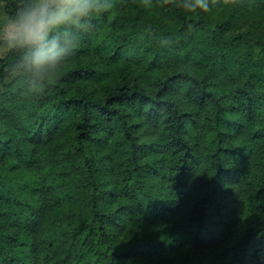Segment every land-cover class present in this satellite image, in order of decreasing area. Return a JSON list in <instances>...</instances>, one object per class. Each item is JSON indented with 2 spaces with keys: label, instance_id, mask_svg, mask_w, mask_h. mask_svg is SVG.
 Here are the masks:
<instances>
[{
  "label": "trees",
  "instance_id": "trees-1",
  "mask_svg": "<svg viewBox=\"0 0 264 264\" xmlns=\"http://www.w3.org/2000/svg\"><path fill=\"white\" fill-rule=\"evenodd\" d=\"M210 5L111 0L44 86L0 46V264H264V0Z\"/></svg>",
  "mask_w": 264,
  "mask_h": 264
},
{
  "label": "clouds",
  "instance_id": "clouds-1",
  "mask_svg": "<svg viewBox=\"0 0 264 264\" xmlns=\"http://www.w3.org/2000/svg\"><path fill=\"white\" fill-rule=\"evenodd\" d=\"M188 11L208 10L210 0H182ZM111 7V0H18L0 8V46L22 50L21 66L29 83L44 86L55 79L74 54L93 18Z\"/></svg>",
  "mask_w": 264,
  "mask_h": 264
},
{
  "label": "rangeland",
  "instance_id": "rangeland-1",
  "mask_svg": "<svg viewBox=\"0 0 264 264\" xmlns=\"http://www.w3.org/2000/svg\"><path fill=\"white\" fill-rule=\"evenodd\" d=\"M4 3L0 0V8H3ZM6 53V49L3 47H0V56H3Z\"/></svg>",
  "mask_w": 264,
  "mask_h": 264
}]
</instances>
